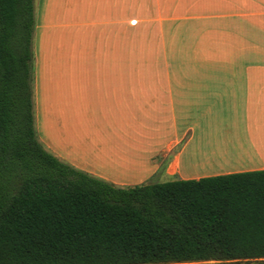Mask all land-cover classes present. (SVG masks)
<instances>
[{
    "label": "crops",
    "instance_id": "crops-1",
    "mask_svg": "<svg viewBox=\"0 0 264 264\" xmlns=\"http://www.w3.org/2000/svg\"><path fill=\"white\" fill-rule=\"evenodd\" d=\"M116 1L37 0L34 117L45 149L119 188L264 170V0H209V27L189 40L210 55L209 72L172 99L169 83L121 60Z\"/></svg>",
    "mask_w": 264,
    "mask_h": 264
},
{
    "label": "trees",
    "instance_id": "trees-1",
    "mask_svg": "<svg viewBox=\"0 0 264 264\" xmlns=\"http://www.w3.org/2000/svg\"><path fill=\"white\" fill-rule=\"evenodd\" d=\"M36 0H0V264H264V170L119 188L34 117Z\"/></svg>",
    "mask_w": 264,
    "mask_h": 264
},
{
    "label": "rangeland",
    "instance_id": "rangeland-1",
    "mask_svg": "<svg viewBox=\"0 0 264 264\" xmlns=\"http://www.w3.org/2000/svg\"><path fill=\"white\" fill-rule=\"evenodd\" d=\"M208 4L209 0H117L113 12L115 28L122 35L121 60L135 64L132 66L137 68L132 71L137 76L169 83L171 99L178 93L187 94L194 73L209 72L210 55L189 44L195 32L209 27V14L202 13ZM35 9L36 13L37 0ZM147 53L151 54L150 61ZM189 136L187 131L159 160L164 165L170 162Z\"/></svg>",
    "mask_w": 264,
    "mask_h": 264
}]
</instances>
